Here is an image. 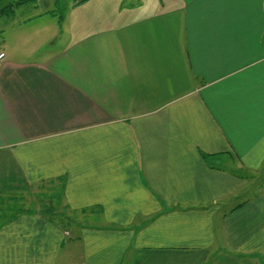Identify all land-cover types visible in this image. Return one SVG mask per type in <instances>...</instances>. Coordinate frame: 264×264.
Wrapping results in <instances>:
<instances>
[{"label":"crops","instance_id":"1","mask_svg":"<svg viewBox=\"0 0 264 264\" xmlns=\"http://www.w3.org/2000/svg\"><path fill=\"white\" fill-rule=\"evenodd\" d=\"M30 3L0 13V199L35 206L0 264H264V0Z\"/></svg>","mask_w":264,"mask_h":264},{"label":"rangeland","instance_id":"2","mask_svg":"<svg viewBox=\"0 0 264 264\" xmlns=\"http://www.w3.org/2000/svg\"><path fill=\"white\" fill-rule=\"evenodd\" d=\"M16 1L17 0H0V7L4 6V5H11V7H15L16 5ZM74 0H57L56 2L54 0H36L37 4L40 5V7H35L36 5L33 3L28 2V4L30 3V6L28 7V9H26V11L23 13V11H21L22 8H19L17 11V15L21 14H29L31 13H43V11H45V17L47 18H51L52 20L55 18V20H59L58 22L66 24L68 22V19L70 18V8L72 7ZM8 8V7H7ZM26 8V7H25ZM36 8H38V11H36ZM72 13V12H71ZM53 17V18H52ZM36 17H34L35 19ZM16 28H18V23H10V24H5L3 23L2 29H3V33L0 32V49L2 47V42H3V38L5 36L10 35V32L12 30H15ZM2 33V34H1ZM53 33H50L47 37L46 40V47H48L50 45V40L48 39ZM10 43L6 45L7 48H9ZM260 178V175H257ZM257 179V180H261V179ZM261 178H264V172L261 173ZM63 190L61 188V186H55L54 189L52 188H48L46 189L45 193L39 194V197H41L42 199H46L47 202L50 200L52 201V204H56L57 202L60 203V205H57L59 208L61 207V203L63 201ZM243 195H245V193L243 192ZM22 197V196H19ZM243 198V197H242ZM13 200H8L6 195H2V198L0 199V213L2 215H8L11 214L15 211H17V209L19 208H23V206H25L26 208H30V209H35V206L32 205L31 203L29 204L28 202H24L22 200H18V203L15 204V202H12ZM18 207V208H17ZM46 206H44L45 208ZM43 208V209H44ZM48 208V207H47ZM39 208H36V211H38ZM74 221L77 219H73ZM73 220H71V225L74 226ZM101 220V221H100ZM100 220H98V218H92L90 219V222L92 221H100V222H104L103 218L100 217ZM84 221V220H83ZM2 222V220L0 219V223ZM95 222V223H96Z\"/></svg>","mask_w":264,"mask_h":264},{"label":"trees","instance_id":"3","mask_svg":"<svg viewBox=\"0 0 264 264\" xmlns=\"http://www.w3.org/2000/svg\"><path fill=\"white\" fill-rule=\"evenodd\" d=\"M31 1H33V0H17L16 1V5L17 6H19V5H22V4H24V3H28V2H31ZM12 4H10V6H11ZM7 5H5V6H3L2 8H1V10H0V13L1 12H3V11H5L6 9H7Z\"/></svg>","mask_w":264,"mask_h":264},{"label":"built area","instance_id":"4","mask_svg":"<svg viewBox=\"0 0 264 264\" xmlns=\"http://www.w3.org/2000/svg\"><path fill=\"white\" fill-rule=\"evenodd\" d=\"M5 58V53H1L0 54V59H4Z\"/></svg>","mask_w":264,"mask_h":264}]
</instances>
